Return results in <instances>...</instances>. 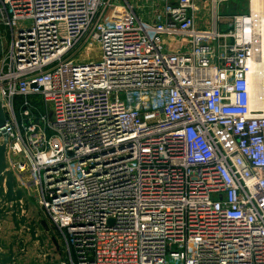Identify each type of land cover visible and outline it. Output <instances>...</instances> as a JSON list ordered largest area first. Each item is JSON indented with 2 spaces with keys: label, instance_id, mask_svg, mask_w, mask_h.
<instances>
[{
  "label": "built area",
  "instance_id": "2783aa9c",
  "mask_svg": "<svg viewBox=\"0 0 264 264\" xmlns=\"http://www.w3.org/2000/svg\"><path fill=\"white\" fill-rule=\"evenodd\" d=\"M236 1L0 0L8 170L61 264H264L257 36Z\"/></svg>",
  "mask_w": 264,
  "mask_h": 264
},
{
  "label": "flooded vegetation",
  "instance_id": "af4514ba",
  "mask_svg": "<svg viewBox=\"0 0 264 264\" xmlns=\"http://www.w3.org/2000/svg\"><path fill=\"white\" fill-rule=\"evenodd\" d=\"M21 204L23 205V202ZM20 210L16 219L18 228L13 220L3 222L0 228V234L8 248L6 253H9L11 246L17 263L61 264V252L57 248L55 237L49 234L35 207H30L27 211H23V208ZM21 216L26 217L24 224H20Z\"/></svg>",
  "mask_w": 264,
  "mask_h": 264
},
{
  "label": "water",
  "instance_id": "95a60500",
  "mask_svg": "<svg viewBox=\"0 0 264 264\" xmlns=\"http://www.w3.org/2000/svg\"><path fill=\"white\" fill-rule=\"evenodd\" d=\"M2 54L0 44V55ZM5 124V113L2 107V98L0 92V131L3 129ZM8 137L6 134H0V228L3 222L17 223V216L19 215L20 209L27 211L30 207H34L31 202L27 199L22 189L17 188L12 174L8 170V164L6 160V146ZM23 202V205L21 204ZM9 206V208H6ZM12 213V214H11ZM26 220L25 216H21L20 224H24ZM16 228L17 224L15 225ZM11 247V246H10ZM9 247V253H6L8 248L5 244L4 237L0 234V264H22L17 263L16 258L12 254L11 248Z\"/></svg>",
  "mask_w": 264,
  "mask_h": 264
},
{
  "label": "bare ground",
  "instance_id": "6f19581e",
  "mask_svg": "<svg viewBox=\"0 0 264 264\" xmlns=\"http://www.w3.org/2000/svg\"><path fill=\"white\" fill-rule=\"evenodd\" d=\"M248 9V19L257 36L253 44L254 57L248 63L249 108L264 111V0H248Z\"/></svg>",
  "mask_w": 264,
  "mask_h": 264
},
{
  "label": "rangeland",
  "instance_id": "374dc122",
  "mask_svg": "<svg viewBox=\"0 0 264 264\" xmlns=\"http://www.w3.org/2000/svg\"><path fill=\"white\" fill-rule=\"evenodd\" d=\"M238 1V3H237V5H234V4H231V6H232V11L233 12H235V13H244V14H247L248 12H249V9H248V0H237ZM236 1V2H237ZM237 9H239V10H242V11H240V12H238V10ZM264 38V37H263ZM2 45H3V48H4V51H6L7 50V48H8V40H7V37L3 40V42H2ZM29 200V199H28ZM29 202H31L30 200H29ZM32 203V202H31ZM33 204V203H32ZM33 206L35 207V209L37 210V212L39 213V217H40V220L43 222V224L45 225V226H47L48 225V227H49V234L50 235H53L54 237H55V240H56V242L58 241V238H57V236H56V231L52 228V226L51 225H49V222L47 221V219L45 218V215L43 214V213H41L40 211H39V209H38V207L36 208V206L33 204ZM57 244H58V246H57V248L60 250V252L62 251V248L60 247V245H59V243L57 242ZM62 254V253H61ZM64 258H63V255H61V262H62V260H63Z\"/></svg>",
  "mask_w": 264,
  "mask_h": 264
},
{
  "label": "crops",
  "instance_id": "0c3cea01",
  "mask_svg": "<svg viewBox=\"0 0 264 264\" xmlns=\"http://www.w3.org/2000/svg\"><path fill=\"white\" fill-rule=\"evenodd\" d=\"M237 3H238V1L235 2V3H233V4H234V5H237ZM227 10H229V11L232 12V13H235V12L232 11V6H231V4L229 5V8H228ZM237 10H238V12L242 11V10H239V9H237ZM240 14H244V13H240ZM46 228H47V230L49 231V227H48V225L46 226Z\"/></svg>",
  "mask_w": 264,
  "mask_h": 264
}]
</instances>
